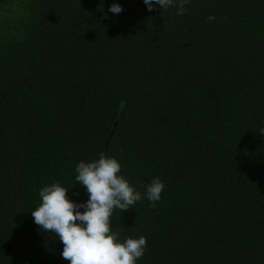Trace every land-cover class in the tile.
<instances>
[{"label":"trees","instance_id":"trees-1","mask_svg":"<svg viewBox=\"0 0 264 264\" xmlns=\"http://www.w3.org/2000/svg\"><path fill=\"white\" fill-rule=\"evenodd\" d=\"M186 8L0 0V264H69L31 210L56 181L86 200L75 165L101 154L165 182L113 213L138 264H264V0Z\"/></svg>","mask_w":264,"mask_h":264},{"label":"clouds","instance_id":"clouds-1","mask_svg":"<svg viewBox=\"0 0 264 264\" xmlns=\"http://www.w3.org/2000/svg\"><path fill=\"white\" fill-rule=\"evenodd\" d=\"M189 2L143 0L149 12L157 7L161 13L176 9L177 16L186 13ZM122 11L123 5L115 2L104 12V17L109 13L119 16ZM74 171L75 185L78 183L85 190L87 199H73L74 194L69 191L72 187L59 181L46 184L39 189V205L31 210L34 224L63 245L60 255L69 264H138L145 255L147 238H122L113 225V213L117 209L126 212L144 199L154 208L162 199L165 182L153 177L143 192L137 190L122 173V163L114 155L80 160Z\"/></svg>","mask_w":264,"mask_h":264}]
</instances>
